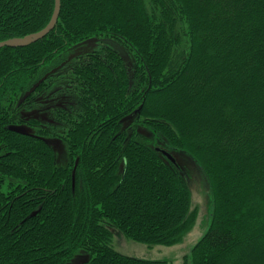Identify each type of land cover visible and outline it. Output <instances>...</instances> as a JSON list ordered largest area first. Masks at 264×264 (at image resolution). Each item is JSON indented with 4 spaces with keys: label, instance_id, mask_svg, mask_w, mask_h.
I'll return each instance as SVG.
<instances>
[{
    "label": "trees",
    "instance_id": "16d2710c",
    "mask_svg": "<svg viewBox=\"0 0 264 264\" xmlns=\"http://www.w3.org/2000/svg\"><path fill=\"white\" fill-rule=\"evenodd\" d=\"M59 3L42 38L0 47V264H167L112 245V227L168 246L194 222L185 180L161 148L128 134L129 117L188 152L210 182V223L190 264H264V0ZM52 6L0 0V41L41 29ZM100 38H120L132 60L107 44L70 58ZM30 86L32 104L68 96L49 107L58 126L13 125ZM56 135L63 164L44 138Z\"/></svg>",
    "mask_w": 264,
    "mask_h": 264
},
{
    "label": "rangeland",
    "instance_id": "374dc122",
    "mask_svg": "<svg viewBox=\"0 0 264 264\" xmlns=\"http://www.w3.org/2000/svg\"><path fill=\"white\" fill-rule=\"evenodd\" d=\"M204 37L200 35L198 38ZM181 42H185L186 38L182 37ZM100 44H107L112 46L117 50L118 53L122 55L123 60H132V53L127 50L116 38H100L98 40L91 39L85 43H81L76 46L70 53V58L75 57V59L87 51L95 48L96 45L103 46ZM70 78V77H69ZM34 86H30L26 91H23L15 99L13 106L15 107V112L13 114V125L19 126L23 132L28 134L35 133L36 129H44V127H55L58 126L54 123V119L51 116L52 110L49 107L56 108L59 105L62 106L68 96L64 95L55 96L57 98L52 99L49 102H44L42 99H38L36 104L33 103V99L30 101H25L27 97L26 94L32 92ZM34 98V97H33ZM25 101V102H22ZM39 103H41L39 105ZM32 104V105H31ZM17 108V110H16ZM128 134L133 133L145 137L141 141L148 145L149 148H169V153L175 160V167L177 172L185 180L189 191V203L190 209L194 212V222L193 224L185 230L181 238L168 246L159 245H146L143 243L134 242L126 238L117 229L112 227V245L113 248L119 252H123L140 259H162L167 262V264H190V248L195 243V241L203 234L210 223L211 210H212V195L210 182L206 177L204 171L198 165L197 161L185 151H180L173 149L168 146L167 143L146 127L138 124V122L132 117H129V124L123 126ZM58 135L52 137H44L46 142L52 147L54 160L63 164L66 160L65 145L63 141L57 137ZM139 142V141H137ZM164 150V149H163ZM60 218V217H59ZM42 219L37 220L36 224L40 225ZM61 226L63 221L59 219ZM59 226V227H61ZM43 229H37L35 231V237L43 233ZM48 256L53 252L52 247H49ZM56 253V252H55ZM86 258H81V260H74L69 264H76L77 262H83ZM85 264V262H83Z\"/></svg>",
    "mask_w": 264,
    "mask_h": 264
},
{
    "label": "water",
    "instance_id": "95a60500",
    "mask_svg": "<svg viewBox=\"0 0 264 264\" xmlns=\"http://www.w3.org/2000/svg\"><path fill=\"white\" fill-rule=\"evenodd\" d=\"M59 0H53V6H52V11H51V15L49 17L48 22L38 31L33 32V33H29L23 37H18V38H10V39H6L3 41H0V47L1 46H24L27 45L31 42H34L40 38H42L44 35H46V33L48 31H50L55 22H56V18H57V14L59 11ZM13 130H16L18 132H21V129L18 127H13ZM172 164L175 163L174 158L166 151L161 150L160 151Z\"/></svg>",
    "mask_w": 264,
    "mask_h": 264
},
{
    "label": "bare ground",
    "instance_id": "6f19581e",
    "mask_svg": "<svg viewBox=\"0 0 264 264\" xmlns=\"http://www.w3.org/2000/svg\"><path fill=\"white\" fill-rule=\"evenodd\" d=\"M32 43V42H31ZM30 44V43H29ZM28 45V44H27ZM162 150V149H161Z\"/></svg>",
    "mask_w": 264,
    "mask_h": 264
}]
</instances>
